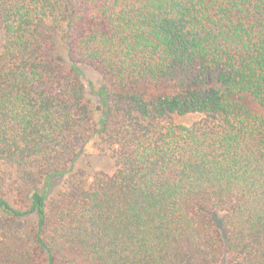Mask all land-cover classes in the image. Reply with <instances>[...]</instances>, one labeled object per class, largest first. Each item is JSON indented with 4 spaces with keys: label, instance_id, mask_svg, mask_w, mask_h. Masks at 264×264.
Listing matches in <instances>:
<instances>
[{
    "label": "trees",
    "instance_id": "trees-1",
    "mask_svg": "<svg viewBox=\"0 0 264 264\" xmlns=\"http://www.w3.org/2000/svg\"><path fill=\"white\" fill-rule=\"evenodd\" d=\"M0 264H264V0H0Z\"/></svg>",
    "mask_w": 264,
    "mask_h": 264
},
{
    "label": "rangeland",
    "instance_id": "rangeland-1",
    "mask_svg": "<svg viewBox=\"0 0 264 264\" xmlns=\"http://www.w3.org/2000/svg\"><path fill=\"white\" fill-rule=\"evenodd\" d=\"M41 33L43 36L53 42L54 49L50 54V58L59 61L64 64H70L66 55L65 42L62 35L46 24L41 27ZM79 71L81 72L86 89L87 99L90 102V107L94 115L95 120L100 117L101 109L103 107V91L105 90V84L101 76L90 66L85 64H78ZM143 91L146 95L158 94L159 91L154 88L144 87ZM199 119V115L191 114L187 116H175L176 122L184 125L193 123ZM79 167L90 172H94L99 169H105L111 171V163L102 157L90 144L87 146L86 154L82 156L78 164Z\"/></svg>",
    "mask_w": 264,
    "mask_h": 264
}]
</instances>
